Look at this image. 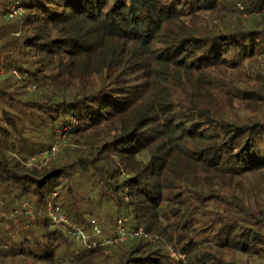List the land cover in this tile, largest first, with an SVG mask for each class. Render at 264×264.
I'll use <instances>...</instances> for the list:
<instances>
[{
    "label": "trees",
    "instance_id": "trees-1",
    "mask_svg": "<svg viewBox=\"0 0 264 264\" xmlns=\"http://www.w3.org/2000/svg\"><path fill=\"white\" fill-rule=\"evenodd\" d=\"M263 57L264 0H0V264H264Z\"/></svg>",
    "mask_w": 264,
    "mask_h": 264
},
{
    "label": "built area",
    "instance_id": "built-area-1",
    "mask_svg": "<svg viewBox=\"0 0 264 264\" xmlns=\"http://www.w3.org/2000/svg\"><path fill=\"white\" fill-rule=\"evenodd\" d=\"M22 0H18L21 2ZM240 6V5H239ZM15 5L10 6L6 16L9 18L16 17L20 12ZM58 146L59 143L53 146L49 151L45 152L44 154H38L34 157V160L37 159H54L58 153ZM60 147V146H59ZM25 214L31 215L32 209L28 203L23 204V208ZM18 214V211H15ZM48 218L50 221L55 224L63 233L67 234L68 236L72 237L82 248L86 250H90L96 248L98 246H106L111 245L118 242H124L129 238L135 237H143L147 239V237L142 233L141 229H137L135 231H126L123 227L122 221H118L116 224L117 235L114 238H104L101 237V230L98 227L96 222H92V234H87L83 229L78 227L75 224H67L65 218L61 215V211L58 207H49L48 208ZM100 239L97 240V239Z\"/></svg>",
    "mask_w": 264,
    "mask_h": 264
},
{
    "label": "rangeland",
    "instance_id": "rangeland-1",
    "mask_svg": "<svg viewBox=\"0 0 264 264\" xmlns=\"http://www.w3.org/2000/svg\"><path fill=\"white\" fill-rule=\"evenodd\" d=\"M238 7H239V9L241 10V11H243L244 10V6L242 5V6H239L238 5ZM259 11H255L254 12V10L252 11V12H250V11H248V12H244L243 14H242V17L244 18V19H252V18H255L256 16H257V14L259 15V13H258ZM247 74L248 75H250V77H253L252 79H254V77H260L261 78V80L263 81L264 80V57L263 58H258V60L257 61H255V62H253L252 64H251V66H249L248 67V71H247ZM263 83H264V81H263ZM60 146V147H59ZM59 146H58V148H62V146H64V143L62 142V143H59ZM59 150V149H58ZM59 152H60V150H59ZM58 152V153H59ZM61 215L65 218V220L67 221V224H74V223H72L63 213H61ZM18 221V220H17ZM112 235H111V237H109V238H114L116 235H117V229H116V227H114V228H112ZM67 235V234H66ZM68 236V235H67ZM68 237H70V236H68ZM70 238H72V237H70Z\"/></svg>",
    "mask_w": 264,
    "mask_h": 264
}]
</instances>
